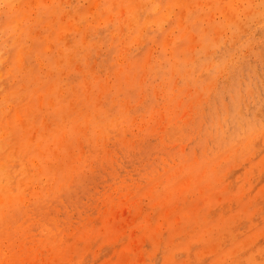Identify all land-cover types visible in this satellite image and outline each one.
I'll return each instance as SVG.
<instances>
[{
    "label": "rangeland",
    "instance_id": "374dc122",
    "mask_svg": "<svg viewBox=\"0 0 264 264\" xmlns=\"http://www.w3.org/2000/svg\"><path fill=\"white\" fill-rule=\"evenodd\" d=\"M0 264H264V0H0Z\"/></svg>",
    "mask_w": 264,
    "mask_h": 264
},
{
    "label": "bare ground",
    "instance_id": "6f19581e",
    "mask_svg": "<svg viewBox=\"0 0 264 264\" xmlns=\"http://www.w3.org/2000/svg\"><path fill=\"white\" fill-rule=\"evenodd\" d=\"M37 169H38V168H37ZM37 169H36V170H37ZM47 206H48V205H47Z\"/></svg>",
    "mask_w": 264,
    "mask_h": 264
}]
</instances>
